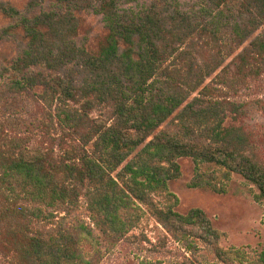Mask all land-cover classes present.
I'll return each mask as SVG.
<instances>
[{"label": "trees", "instance_id": "1", "mask_svg": "<svg viewBox=\"0 0 264 264\" xmlns=\"http://www.w3.org/2000/svg\"><path fill=\"white\" fill-rule=\"evenodd\" d=\"M43 1L30 15L0 5L24 46L0 69V264H95L145 217L187 252L200 241L220 264H264L220 248L170 190L189 159L190 188L225 195L238 178L264 205L245 129L263 104L235 100L264 76V0H150L131 17L120 0ZM86 13L104 26L94 46Z\"/></svg>", "mask_w": 264, "mask_h": 264}, {"label": "rangeland", "instance_id": "2", "mask_svg": "<svg viewBox=\"0 0 264 264\" xmlns=\"http://www.w3.org/2000/svg\"><path fill=\"white\" fill-rule=\"evenodd\" d=\"M150 0H120V11L125 17H131L146 6ZM199 0H180V9L186 12L197 9ZM0 5L14 8L21 15L38 14L46 11L48 3L43 0H0ZM16 17V15H15ZM83 21L82 39L96 45L105 34L102 18L91 13L81 14ZM17 20V18L15 19ZM12 21L0 14V69L5 60L18 53L24 46L10 27ZM227 39V33L223 36ZM247 43L244 45L246 46ZM241 51V49L239 50ZM231 61L225 60V64ZM260 101L264 109V76L251 85L245 96L239 100ZM97 115V114H94ZM255 143L256 155L264 163V111L245 123ZM181 175L170 183L171 192L178 198V213L185 215L192 209L202 210L212 220L219 235V246L225 250L231 248L245 251L254 258L264 251V205L254 202L247 193V186L241 179L234 178L225 195H217L205 189H192L193 164L189 159L179 161ZM133 244L121 243L114 248L101 249L93 257L95 264H220L214 258L211 249L202 242L187 252L186 242H177L149 217L142 219L133 230ZM166 246L163 248L162 242Z\"/></svg>", "mask_w": 264, "mask_h": 264}]
</instances>
